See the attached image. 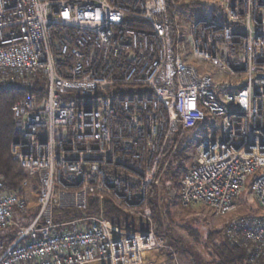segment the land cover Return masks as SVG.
Masks as SVG:
<instances>
[{
	"label": "built area",
	"instance_id": "built-area-1",
	"mask_svg": "<svg viewBox=\"0 0 264 264\" xmlns=\"http://www.w3.org/2000/svg\"><path fill=\"white\" fill-rule=\"evenodd\" d=\"M191 4L206 14L190 18L183 36L179 12ZM212 10L218 18L207 15ZM188 52L238 84L218 86L185 62ZM37 73L46 93L14 104L20 140L10 154L23 187L37 183L38 212L24 222L26 197L0 181V231L9 232L0 264H144V252L168 258L171 246L152 227L122 229L101 207L55 219L87 210L94 194L150 226L148 193L171 139L206 115L218 120L217 133L199 142L178 204L224 216L247 185L258 213L232 217L224 235L264 253V0H0V86ZM225 89L236 92L220 97ZM97 93L95 108H77L71 97Z\"/></svg>",
	"mask_w": 264,
	"mask_h": 264
},
{
	"label": "trees",
	"instance_id": "trees-1",
	"mask_svg": "<svg viewBox=\"0 0 264 264\" xmlns=\"http://www.w3.org/2000/svg\"><path fill=\"white\" fill-rule=\"evenodd\" d=\"M205 8H200L196 4L189 6H183L179 12L180 19L189 20L195 18L196 15H205ZM213 18H218L217 11L212 10L207 14ZM136 26H142L140 23H136ZM46 81L41 76L36 74L29 75L26 78L15 80L11 87L0 86V181L2 182L3 190L24 195L26 197V188L23 187V182L26 179L24 171L19 166L18 162L11 156L10 147L11 144L20 140L19 134L14 130L12 123V114L14 104L22 98L26 93L34 94L38 97L46 93ZM119 88H115L114 92L118 93ZM76 101L77 108H95L99 104V93L94 94L91 97L80 98L77 96H71ZM212 118L206 115L205 121L200 124H209ZM197 124L196 126H198ZM195 126V127H196ZM194 127V128H195ZM194 128L190 129L193 130ZM169 149L165 152L164 158L168 155ZM175 162L169 166L165 172L164 181L166 186L175 193L172 198L168 197L170 205H175L178 200V188L181 177L188 170L185 167V154L178 149L175 151ZM163 162V161H162ZM161 162V163H162ZM161 165V164H160ZM34 180V179H33ZM157 188L152 184L149 193L148 201L151 209L153 210V227L158 234L165 236L168 242L172 245L175 253L180 256H186L189 252V246L184 240L187 237H180L176 235L173 230L175 227L172 224V211L169 205L160 207L158 202ZM97 197L91 195L89 197V207L85 211L68 209L64 212L62 217L56 218V221H68L90 215L95 212ZM164 200V199H163ZM105 216L111 220L115 225L119 227L132 226V220L134 214L132 211L126 210L116 205L110 197L104 198ZM38 212V206H28L26 215L24 216V222L28 219L36 216ZM189 231V237L195 241L194 232L191 228L185 226ZM9 235V232L0 231V240ZM209 245L211 249L209 252V264H264V253L256 255L257 250L249 244H245L244 241L235 242L225 238V235H221V230L209 232ZM219 237L218 240H216ZM224 237V238H223ZM245 245V246H244ZM172 254H170L171 256ZM174 255V254H173Z\"/></svg>",
	"mask_w": 264,
	"mask_h": 264
},
{
	"label": "rangeland",
	"instance_id": "rangeland-1",
	"mask_svg": "<svg viewBox=\"0 0 264 264\" xmlns=\"http://www.w3.org/2000/svg\"><path fill=\"white\" fill-rule=\"evenodd\" d=\"M179 20H180L179 21L180 32L182 33L183 36H185L187 33L189 22L188 20L185 19L182 20L179 19ZM184 59L185 62L194 65L199 71V73L208 72L212 80L218 86L221 85L232 86L238 84V81L235 77L223 75L221 73H218L214 69H209L206 62L204 61L193 60L192 56L190 55V52L184 55ZM36 75L38 77L40 76V73H37ZM245 78L246 76H241L239 80H245ZM225 91L236 92L235 89H225L224 91L220 90L219 96L222 97V94ZM217 125H218V120L212 119V121L209 124H205V125L199 124L193 130H186V131L179 130V132L176 133L170 141V146L168 148L169 149L168 155L164 158V160L162 159L163 162L161 161L162 163H160L161 165L158 168L157 176L155 182L153 183V185L157 188V194H158L157 197L159 198L158 202L160 204V207L161 206L163 207L165 203L169 205L173 213L171 215L172 216L171 222L175 227L173 230L175 231L176 235H179L180 237H187L184 240L187 242L189 246L188 254L182 257L180 255H177L172 245L169 242H167L171 246L174 256L172 254L165 261H162L161 264H209V260H210L209 252L211 251V249L208 247L209 232L213 233L214 231L221 230V235L224 236V234L226 233V228L228 226V223L232 217H237L250 213H258L259 210L258 206L254 201L252 193L247 185L243 188V190L240 193V196L237 199V209L234 210V212L224 216H218L206 207L188 208V209L182 208L179 206L178 200L175 205L172 204L170 205L169 203L168 197L172 198V196L173 195L175 196L177 192L174 193L170 189L169 185L168 187L166 186V183L164 181V176L166 170L169 168V166H171V164L175 162V158H177L175 157V151L180 149V151L185 154L186 157L184 159V162H185V167L188 169L191 165H193L196 159L197 147L199 142L202 140V138H204L207 135H210L212 133L216 134ZM36 187H37L36 181L32 180L31 184L28 186V188H26V200L28 206L30 207L36 205V197H37ZM148 206L151 211L150 226L147 225L144 221H142V219L139 218L138 220L137 216L135 214H132L133 216L132 226H126L120 228L133 229V230H146L149 229V227H152L154 229L153 210L149 205V201H148ZM99 207L102 208V212L105 216L104 199L101 201L96 200L95 208L97 209ZM124 209L131 211L128 208H124ZM109 221L113 223L111 220ZM185 226L191 228V230L194 232V235H196L194 237L195 241L193 240V238L191 239V237H189L190 236L189 231L185 228ZM155 233L158 236L167 240L165 236L158 234L156 231ZM225 238L227 237L225 236ZM218 239L219 237L216 240ZM148 253L151 254V252ZM148 253L144 252V256L146 258L149 255Z\"/></svg>",
	"mask_w": 264,
	"mask_h": 264
},
{
	"label": "crops",
	"instance_id": "crops-1",
	"mask_svg": "<svg viewBox=\"0 0 264 264\" xmlns=\"http://www.w3.org/2000/svg\"><path fill=\"white\" fill-rule=\"evenodd\" d=\"M148 253V252H147ZM149 254V253H148ZM147 254V255H148ZM152 256V257H151ZM151 257V258H149ZM155 259V260H154ZM167 258L164 256H154L152 253L148 255V257L146 258V261L144 264H161L162 261H165Z\"/></svg>",
	"mask_w": 264,
	"mask_h": 264
}]
</instances>
